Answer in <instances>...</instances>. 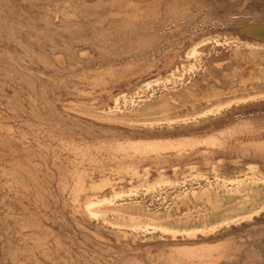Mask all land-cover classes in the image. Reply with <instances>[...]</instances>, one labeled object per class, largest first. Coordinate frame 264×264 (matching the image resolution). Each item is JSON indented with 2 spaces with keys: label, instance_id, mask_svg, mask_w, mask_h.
I'll use <instances>...</instances> for the list:
<instances>
[{
  "label": "bare ground",
  "instance_id": "6f19581e",
  "mask_svg": "<svg viewBox=\"0 0 264 264\" xmlns=\"http://www.w3.org/2000/svg\"><path fill=\"white\" fill-rule=\"evenodd\" d=\"M246 1L247 0H77L78 6L70 8L65 12L64 15L67 18H70L72 15L78 13V15H81L89 24L92 25V27L95 26V28H96L97 26H103L106 22H111V24H113L112 27H114L113 29H115L114 32L109 31L107 33L105 31V33H106L105 36L103 35L104 32L101 31L102 35L104 36V37L102 36L103 38L101 37V33L98 32V35L100 34V37L103 41L100 40L101 42L97 43V41L94 40L96 43L93 42L92 47L96 48L97 51L100 52L99 57H96V55H95L96 50L94 51L93 48H88V50H83V51L80 50L78 53L76 52L78 54V56H77L78 60H77L76 64L77 65H80V64L87 65L86 68L80 67L79 77H81V80H82L81 83H88L89 85L95 87V89L97 87H99V88L101 87V88H103V90H107V91L108 90H114V89H117V91H118V93L115 95L112 93L113 91L109 92V99L112 101L113 104L107 105L106 109L104 108L105 110H104V112H102L103 116L101 117L104 120V122L108 121V123H115V124H117V122H119V123H124L127 126L128 125L132 126L134 123H140L138 121L136 122V120L134 121V117L137 115L147 116V119L144 118L145 121H143V123L139 124V125L143 126L145 130L141 131V129H140V130H138L137 133L134 132V133H136L134 135H131L132 133L131 134H123V133H113V131H109L113 135L110 138L107 135L106 136L108 138L103 137V135L102 136L101 135H95L93 133H88V132L83 131V130L80 131V129H79V131H77V128H75L77 125L76 123H75L76 124L75 127L68 126V125H65V127L62 126L64 128L59 127L61 130L63 129L64 131L66 130L67 132H70V133L77 131L78 134L80 135V138L82 141H80L78 143H72L71 145H69L72 147L71 151L77 155V158L74 161H72V165L74 166V172H75V174L72 173V174H74V176L72 177L73 181H74L73 182L74 183V188H73L74 192H73L72 197L69 195L71 198H69V197L66 198L65 193H67L66 192L67 188H69V185H68L69 181L65 182L62 185V187H60L62 189L63 193H62L61 204H60V210L61 211L59 210L60 211L59 212L57 209V211L59 212L58 214H60L61 212L65 211L68 208H71V209H73L72 212H73L74 216L79 214L83 218H88L91 220L95 217L98 218L101 216L102 219L100 221L103 222L104 228L112 227L113 229H117L119 231H124V229L130 228L131 230L139 233V231L147 230L148 226H151V227H154V228H152L153 230L154 229H157V230L160 229L162 231L171 232V234L174 233L175 234L174 239L177 238V236H178L177 234H179V235L181 234L182 239H180V240L178 239V240H175L173 242H171L169 240L170 241L169 242V241L163 239L164 240V241L162 240L163 242H159V243H162L164 247L168 246L169 247L168 249L171 248L177 254V256L175 258L173 257L174 253H173V255L171 254L172 257L170 256L169 260H167L166 263L164 262L165 264H250L252 262H255V264H264V139L257 138L258 136H260L261 134L264 133V103L260 104L259 102H257L259 98L262 97V99H263L264 92L263 93L257 92L259 87L257 88L255 86H248L250 84H253V83H251L252 82L251 80H250V82L245 81L244 83L240 84L241 87H239V88L233 87V89H229V90H220V89L218 90L217 89V90L208 91L202 95H198L197 94L198 92L194 91L195 88L199 85L198 84L199 81L197 80V79H199V76L205 77L202 81L200 80V82H202V83L205 82L206 84L207 83L210 84V82H208V80L206 79V76L212 75L211 74L212 69L209 66L210 62H212V60H215L216 58L217 59L222 58L224 55L227 54V52H232V51L234 52L236 58H239L241 56L243 58V55H248L250 57H256L258 54L263 52L261 50L264 49V19L262 18V20H259V19L254 20L253 18H255V17H252V15H250L249 12H248L249 14L246 13L245 12ZM35 2H37V1H35ZM28 3H29V1H28ZM33 3H34V1H33ZM46 3H48V2H46ZM261 3H262L261 6H263V8H264V0L261 1ZM16 6H17V4H16ZM55 7H57V6H55ZM62 7H60V8H62ZM18 12H20V10ZM61 14H63V13H61ZM252 14H253V12H252ZM76 16H74V17H76ZM74 17L72 16V18H74ZM44 18H47V16H45ZM79 19H81V17ZM256 19H257V17H256ZM29 20H30V18H29ZM38 20H40V17ZM42 20L43 19H41L40 21H42ZM52 20H53V18H52ZM37 21H35V22H37ZM31 22H33L32 17H31ZM46 22H45V24H47ZM41 23H43V21ZM65 23H67V22H65ZM68 23H69V21H68ZM70 24H72V23H70ZM26 25L24 24V26H26ZM55 25H53V26H55ZM85 26H86V24H85ZM72 27H74V26H72ZM65 28L67 30L68 27H65ZM79 28H80V26H79ZM88 28H90V27H88ZM107 28H108V26H107ZM82 29L83 28H81V32H82ZM85 29H87V28H85ZM54 30L57 31V29H55V28H54ZM79 30L80 29H78V32L81 33ZM102 30H103V28H102ZM58 31L56 32L57 34L59 33ZM94 31H95V29H94ZM62 33H64V32H62ZM62 33H60V35ZM69 33H70V31H69ZM74 33H77V32H74ZM17 34H20V33H17ZM17 34H16V36H17ZM94 34H96V33H94ZM82 36H84V34ZM19 37H21V36L19 35ZM69 37H70V35H69ZM80 37H81V35H80ZM86 37L89 38L90 35L86 36ZM67 38L65 37V39H67ZM78 38H79V36H78ZM82 38L80 40H82ZM92 38H93V36H92ZM31 39H32V37H31ZM114 39L116 41L111 43ZM20 40H17V41L19 42ZM32 40H35V39H32ZM69 40H70V38H69ZM86 41L88 44L89 43L88 40H86ZM109 41H111V42L109 43ZM64 42H65V40H64ZM22 43H23V41H22ZM67 44H68V42H67ZM67 44H65V45H67ZM85 44H86V42H85ZM79 45H81V44H79ZM41 46L39 45L40 48H41ZM51 46H53V44ZM21 48H23V47H21ZM53 48H54V46H53ZM29 49H31V48H29ZM25 52L29 53V51H25ZM71 52H72L71 54H73V50ZM73 55H75V54H73ZM63 56H61V58ZM69 57L67 60H69ZM7 58L12 59L10 56L8 57V55H7ZM14 59H15V57H14ZM14 59H12V60H14ZM30 60L31 61L33 60L32 57ZM65 60L63 59V60H61V62L65 61ZM31 61H29V62H31ZM37 61H38V59H37ZM39 61H40V59H39ZM70 61H72V59H70ZM243 62L245 63V61H243ZM17 63H19V62H17ZM250 63L253 64V62H250ZM11 64H13L15 66L14 63H11ZM30 64H32V62ZM247 64H248V62H247ZM19 65H20V63H19ZM25 65H23V66H25ZM258 66L259 65L257 64V67ZM52 67H54V65ZM74 67H75V65H74ZM236 67H238V66H236ZM234 68H235V66H234ZM21 69H22V67H21ZM263 69H264V67H263ZM30 70H31V68H30ZM32 70H34V69H32ZM32 70H31V72H32ZM57 70H58V68H57ZM229 70H231V69H229ZM72 71H74V70H72ZM222 73H223V70H222ZM249 73H250V71H249ZM14 74H16V73H14ZM25 74L26 73H24V75ZM24 75H23V77H24ZM9 76H11V75H9ZM30 76H28V78ZM87 76H91V79H88ZM223 77H225V76H223ZM232 77H233V75H232ZM8 78H10V77H8ZM21 79H23V78H21ZM43 79H44V77H43ZM65 79H66V77H65ZM6 80H4V81H6ZM40 80L41 79H39V81ZM8 81H10V80L8 79ZM45 81H47V80H45ZM64 81H66V80H64ZM32 82H33V80H32ZM42 82H43V80H42ZM54 82H55V80H54ZM240 82H241V80H240ZM5 84H6V82H5ZM32 85H34V84H32ZM219 85H220V83H219ZM32 87L33 86H31V88ZM86 87H89V86H86ZM198 87H200V86H198ZM206 87H207V85H206ZM209 87H211V86H209ZM213 87H214V85H213ZM36 88H38V86ZM5 89H6V86H5ZM28 89L30 90V92L33 91V90L31 91L30 88H28ZM203 90H204V88H203ZM35 91H36V89H35ZM37 91H38V89H37ZM14 92H15V90H14ZM38 92H40V91H38ZM89 95H91V94H89ZM29 97L31 99V96H29ZM48 97H50V96L48 95ZM68 97H70V96L68 95ZM71 97H72V95H71ZM39 98H40V94H39ZM39 98H38V102L40 100ZM34 101H35V99H34ZM167 102H174L175 104L177 103V105L168 104ZM32 104H33V102H32ZM159 104H163V106L165 105L164 110L160 111L161 114H164V115L173 114L174 117H172V118L166 117L165 119H158V117L156 118L155 114H157V113H154V111L159 109L158 108ZM14 105L9 106V108H11V110L8 108L9 110L7 112L10 115H15L19 119L18 121H20V123H21V121H22V123H25L27 125L26 126L27 129H25L24 133L22 132L23 134L19 139L18 138L16 139V137H11L10 138L11 141H10V144H8V146L17 153L27 154V158H25L26 169L23 170L24 171V172H22L23 174L26 173L32 181H35V183L39 181V178L46 180L47 178L45 176H41V175H42V170H43L42 167L45 166L46 164H48V166H50L49 165V163H50L49 157L52 156L51 155V152H52L51 149L53 146H51L52 145L51 143H50L51 145H49V143L47 144L46 135L50 139L51 134L49 132H47L46 128L41 127V125H40V127L39 126L35 127L36 125L34 126L35 123L34 124L31 123L32 121H31L30 117L27 114L17 110L16 106H14ZM43 105H46V104H43ZM90 105H92V103ZM234 105H235L236 109L233 112H231L232 113L231 116H235V117H233L235 119L237 117L238 120H234V119L230 120L229 116L224 112L226 109L227 110L232 109ZM74 106H76V105H74ZM81 106H83V105H81ZM57 107H60V105H58ZM83 108H85V106ZM57 109H56V111H57ZM69 109H71V108H69ZM61 110H62V108H61ZM95 110H97V109L95 108ZM2 113L4 114L5 112H2ZM89 113H90V111H89ZM58 114L60 115V113H58ZM80 114H81V112H80ZM64 115H66V114H64ZM74 115H75V112H74ZM93 115H95V114H93ZM53 116H57V115H55V113H53ZM60 117H61V115H60ZM78 118H80V117H78ZM89 120H92V119H89ZM68 121L69 120H67L66 122H68ZM95 121H97V120H95ZM12 122H14V121H12ZM99 122H101V120ZM62 123L64 124V122H62V120H61L60 124H62ZM78 124H79V122H78ZM191 124H192V126H190ZM16 126H18V125L17 124L14 125V127H15L14 130L16 129ZM45 126H47V125H45ZM81 126H83V124ZM103 128H104V126H103ZM116 128L114 127V129H116ZM82 129H83V127H82ZM10 130H12V129H10ZM111 130H113V129H111ZM15 132H18V127H17V130L14 131V133ZM96 132H94V133H96ZM104 134H105V132H104ZM242 136H246L247 138H251L252 140L242 141L241 140ZM43 137L44 138L46 137L44 139L45 141L42 140ZM0 139H1V137H0ZM51 140H52V138H51ZM2 143L7 145L6 141H4V139L1 140V144ZM235 144L239 145V147H240L239 150H241L242 153H241V155L238 156L237 159H233L232 162L234 165L239 166L235 170H237V171L241 170V171H238L239 173L237 172V174L234 173L235 175H233V176H227L226 174H225V176L224 175L222 176V173H220L219 169L217 168V165L219 163H216V167H214V169H213L216 180L217 179L222 180L224 182V184H226V187H228L227 185H230L233 188L231 187V189L220 190V189H222V187L219 186V187H217L218 190L214 191L213 190L214 187H213L212 183H208L207 185L201 187L200 191H197L194 188L193 189H189V188L186 189V191L180 193L181 195H179V197H181V199L175 200V204L177 206L174 209L175 211L182 210L183 207H187L188 205L194 204L198 209L194 215L193 214L185 215L183 217H178V218L177 217L176 218L169 217V216L167 218H161L157 214L150 215V214L146 213L149 221H151V223L147 224V223H145V221L143 219H141V218H143L142 217L143 215L135 216V214L134 215L130 214L129 211H132L130 209V207L127 208L126 203H124L125 200H123V199L120 200V198L129 197L131 195L130 192L126 193L128 190L126 192L123 191V189H124L123 185L125 184L124 182L128 181L126 178L121 176V177H119L120 181H118V182L113 181L110 178H101V180L99 179L100 182L98 181V183L93 182V180H95L94 176H93L94 172L99 171L101 173L105 170L106 167H108L113 173H116L118 175H120V174L122 175L123 173H126L127 175H129L130 180H134L140 173L139 168L146 165V164H149L152 167L155 166L156 171L159 173L158 175H160L161 177H163V172H164V174H166L165 172L167 171L168 167H170V169H172L174 171V173L176 174L178 172V170L181 167H183V165H185V166L192 165V164L199 165V163H201L203 165L211 164L213 162L211 160L212 157L215 158L218 156H228L229 154H232L234 148L237 147V146L236 147L234 146ZM66 150H68V149H66ZM2 152H4V151H2ZM34 154H36L37 156L39 155V157L35 156ZM5 159H6V157H5ZM20 160H22V159H19V161L18 160L17 161L20 162ZM229 160H227V161H229ZM22 161H24V160H22ZM51 161H53V160H51ZM4 163H6V162H4ZM84 163H88L89 166H92V168L88 169L89 166L87 168H83L82 165H84ZM222 163H223V161H222ZM230 166L231 165H229V167ZM243 166L245 167V169H243V170L240 169ZM142 168H146V167H142ZM146 169H148V168H146ZM194 169H197V167ZM232 169H234V168H232ZM5 170H4V172L6 173ZM225 170H230V169L225 168ZM221 171H222V169H221ZM223 171H224V169H223ZM107 172H109V171H107ZM196 172H198V171H196ZM141 173H143V172H141ZM144 173H146V172H144ZM170 173H172V172H170ZM11 174L14 175V177H13L14 180L17 179V177H18V176L16 177L17 174L21 175V173L18 172V169L17 170L15 169L14 174L13 173H11ZM158 175H156V176H158ZM5 176H6V174H5ZM15 177H16V179H15ZM198 177L205 178L206 180L208 178V177H206L205 174H203L201 172L198 173ZM61 178H62V176H61ZM9 179H10V177H9ZM48 179H50V178H48ZM216 180H214V181L216 182ZM207 181H205V182H207ZM13 183L14 182H12V184ZM164 183H166V182H164ZM10 184H11V182H10ZM29 185L30 184H28V189L30 188ZM51 186H53V185H51ZM8 187H9V184H8ZM212 187H213V189H212ZM70 188H72V186ZM9 190H11V191L15 190L16 191V190H18V188L10 187ZM43 190H45V189H43ZM24 191H25V189H24ZM167 192H166V194H168ZM18 193H19V190H18ZM45 193H46V191H45ZM69 193H71V191ZM131 193H132V191H131ZM156 193H158V192H156ZM162 194H163V192H162ZM190 194H192L193 198H189ZM133 196H134V194H133ZM51 197H53V196H51ZM38 199H40V198H38ZM132 199H133V197H132ZM151 199H153V197ZM41 200H42V198H41ZM143 203H145V202L136 203V204H138L139 209H141L142 211H144V209H145V208H143L144 207L142 205ZM198 204H200V205H198ZM135 207L137 208V206H135ZM58 208H59V206H58ZM128 209H130V210H128ZM151 209H154V208H151ZM172 211H173V209H172ZM39 212H37V213H39ZM154 212H155V210H154ZM40 213H39V215H40ZM44 214L45 213H43L42 217L44 216ZM110 214L113 215V217L116 221H110L108 219ZM128 214H130L129 215L130 219L133 220L132 225L126 224L127 222L125 223L122 220V219L126 220L125 216ZM12 218H13V216H12ZM48 218L49 217H47V219ZM163 219L168 220V222L170 221V224H168L167 221L166 222L168 225H166V223L163 224V221H162ZM159 222L160 223L162 222V223L160 224ZM32 224L33 223H31L30 225L34 228V227H36L37 223L33 224V225ZM97 225H99V224H97ZM174 227H179V229L174 228ZM25 228H27V227L25 226ZM40 229L41 228H39V230ZM98 229H96V230H98ZM223 229H225L223 233L228 236L224 240L209 241L208 239H205L202 241L201 240L198 241L199 239L196 238L197 233H202L205 237H208L210 235L216 234L217 232H221ZM84 231L87 233L86 229ZM90 231H92V230L90 229ZM103 233H105V232H103ZM128 233H130V232H128ZM148 233H150V232H148ZM100 235H103V234H100ZM106 235H107V233H106ZM110 235H112V234H110ZM120 235H118V236H120ZM234 235H238L240 240L244 235H246L247 240L245 242H247V241L249 242L250 249H248L246 251H244V249H243L244 253L237 254L238 250H239L238 249L239 244H238V246L236 243L234 244L235 241L233 242V238H232ZM248 235H250V236H248ZM135 237H136V235L133 238H135ZM1 238H2V236H1ZM31 239H34L33 236ZM192 240H195V242H193ZM97 241H99V240L97 239ZM114 241H117V240H114ZM149 241H150V239H149ZM236 241H237V239H236ZM241 241H243V239ZM155 242H156V240H155ZM91 243L93 245V241ZM132 243L133 242H131V244ZM140 243H141V241H140ZM146 243H149V242H146ZM40 244H41L40 241L39 242L35 241L34 245L31 248L36 249V248L40 247ZM49 244H50V241H49ZM162 244H160V245H162ZM240 244H242V243H240ZM94 246H95V244H94ZM96 246H97V244H96ZM152 246L153 245H151V247ZM101 247L102 246H100V248ZM103 247H105V246H103ZM147 247L148 246H146V248ZM29 248H30V246H29ZM156 248L157 247H155V249ZM163 248H162V251H163ZM104 249H106V248H104ZM107 249L104 251L107 252ZM117 249H118V247H117ZM245 249H246V247H245ZM142 250L145 251L144 249H142ZM164 250H165V248H164ZM149 251H151V250L149 249ZM162 251H160V252H162ZM168 251H170V250H168ZM88 252H90V251H88ZM92 252L93 251H91V254H93ZM96 252H97V250H96ZM98 252H99V250H98ZM101 252L103 253L102 249L99 253H101ZM108 252H110V255H113L114 251L112 252V250H110ZM111 252H112V254H111ZM128 252H129V250H128ZM139 252H141V251H139ZM19 253H20V251H19ZM86 253L87 252H85V254ZM131 253H133V252H131ZM136 253L137 252H135V254ZM121 254H122V252H121ZM148 254H150V253H148ZM148 254H147V256L150 257V255H148ZM166 254H167V252L165 253V255ZM94 256L92 257V259L94 258ZM123 256H124V254H123ZM166 256L168 257V255H166ZM125 257L123 258L124 260H125ZM141 258H144V257H141ZM146 258L148 259V257H146ZM56 259H58V258H56ZM104 259H106V258H104ZM236 259L238 261H236ZM85 260H84V262H85ZM111 260H112V258H111ZM136 260H135V262L137 263L138 261H136ZM109 261L110 260H108V262ZM19 262H18V264H19ZM87 262H89V261H87ZM90 262H92V261H90ZM149 262H151V261H149ZM130 263H131V261H130ZM158 263H160V262H158ZM117 264H119V263H117ZM138 264H140V263H138ZM151 264H152V262H151Z\"/></svg>",
  "mask_w": 264,
  "mask_h": 264
},
{
  "label": "rangeland",
  "instance_id": "374dc122",
  "mask_svg": "<svg viewBox=\"0 0 264 264\" xmlns=\"http://www.w3.org/2000/svg\"><path fill=\"white\" fill-rule=\"evenodd\" d=\"M28 1H29V3H28ZM33 1H34V3H33ZM35 1H37V2H35ZM261 1H263V0H250V1L247 0L246 1L245 12L246 13L249 12L250 15H252V17H255V18H253L254 20H258V19L262 20V18L264 19V8H263V6H261V4H262ZM46 2H48V3H46ZM16 4H17V6H16ZM55 6H57V7H55ZM77 6H78L77 0H47V1L46 0H0V18H1L0 19V25H1L0 26V107L2 106L1 107L2 109L0 108V110H1L0 111V113H1L0 114V137H1V139H0V147H1L0 148V264H18L19 261H20L19 264H35V263L36 264H103V263L104 264H117V263H119V264H121V263L122 264H138V263L149 264L150 263L151 264V262H152V264H165L167 262V260H169L170 256L172 257L173 253H174V255H173L174 258L177 256V254L174 252V250H172L171 248L168 249L169 248L168 246L164 247L163 244L159 243V242H163L164 240H167V241L170 240L171 242L178 240V239L180 240V239H182L181 234L180 235L177 234L178 235L177 238L174 239L175 234L173 232H172L173 234H171V232L162 231L160 229H158V230L154 229L153 230L152 228H154V227H151V226H148L147 230L139 231V233L131 230L130 228L124 229V231H119L117 229H113L112 227L104 228L103 222L100 221L102 219L101 216L98 218L95 217L92 220L88 219V218H83L79 214L74 216L73 212H72L73 209H71V208H68L65 211L61 212L62 214L61 213L58 214L61 211L60 210V204H61V197H62V193H63L62 189L60 187H62V185L65 182L69 181L68 182L69 188H67V191H66L67 193H65L66 198L67 197L71 198L73 195V192H74V190H73V188H74L73 182L74 181H73L72 177L74 176L75 172H74V166L72 165V161H74L77 158V155L71 151L72 147L69 145H71L72 143H78V142L82 141L80 138V135L78 134L77 131H79V129H80V131L83 130V131H86L88 133H93L95 135H101V136L103 135V137L109 136V138L113 136L112 133L109 131H113V133H123V134H131L132 133L131 135H134L140 129H141V131L145 130L144 127L139 125V124L143 123V121H145V119H147V116L137 115L134 117V121L136 120V122L138 121L140 123H134L132 126L131 125L127 126L126 124L119 123V122H117V124L108 123V121L104 122V120L101 118L103 116L102 112H104V110L107 108V105L113 104L112 101L109 99V92L113 91L112 93L115 95L118 93V91H117V89L107 91V90H103V88H101V87L100 88L97 87L95 89V87L89 85L88 83H81L82 80H81V77H79V74H80L79 70H80V67L86 68L87 65H84V64L83 65L82 64L77 65L76 64L77 60H78L77 59V56H78L77 53L80 50L83 51V50H88V48H93L92 47L93 42L94 43H96L95 41H97V43L101 42L100 41V40H102L101 37L103 35L105 36V34H106L105 31L107 33L109 31L114 32L115 29H113L114 27H112L113 24H111V22H106L103 26H97L98 28L97 27L95 28V26L92 27V25L89 24L81 15H78V13L72 15L73 17L77 15L74 18H72V16L70 18H67L64 15L68 9L73 8V7H77ZM60 7H62V8H60ZM19 10H20V12H18ZM252 12H253V14H252ZM61 13H63V14H61ZM45 16H47L48 19L44 18ZM31 17H32L33 22H31ZM39 17H40V20L43 19L42 20L43 23H41L42 21L38 20ZM80 17L82 20L79 19ZM256 17H257V19H256ZM29 18H30V20H29ZM52 18H53V20H52ZM34 20L35 21L38 20V21L35 22ZM68 21H69V23H68ZM45 22L47 24H45ZM65 22H67V23H65ZM70 23H72V24H70ZM24 24L25 25L27 24V25L24 26ZM85 24H86V26H85ZM53 25H55V26H53ZM71 25L74 27H72ZM64 26L68 27L70 30L68 28L66 30V28ZM79 26H80V28H79ZM107 26L109 29L107 28ZM88 27H90V28H88ZM54 28L57 29V31L59 30L58 34L56 33L57 31L54 30ZM81 28H83L82 32H81ZM85 28H87V29H85ZM102 28H103V30H102ZM78 29H80L79 31L81 33L78 32ZM94 29L96 32L94 31ZM68 30L70 31V33ZM101 31L104 32L103 35H102ZM62 32H64L65 34ZM74 32H77V33H74ZM98 32L101 33V37H100V34L98 35ZM17 33H20V34H17ZM60 33H62V34L60 35ZM94 33H96V34H94ZM16 34L18 37L16 36ZM83 34H84V36H82ZM19 35L21 37H19ZM63 35L66 38L67 37L68 38L65 39V37ZM69 35H70V37H69ZM80 35H81V37H80ZM89 35H90L89 38L86 37ZM78 36H79V38H78ZM92 36H93V38H92ZM31 37H32V39H35V40H32ZM82 37L84 39L85 38L86 39L84 40ZM69 38H70V40H69ZM81 38H82V40H80ZM20 39L23 41V43ZM17 40H20V41L18 42ZM64 40H65V42H64ZM86 40H88V42H89L88 44H87ZM111 41H109V43ZM115 41L116 40L114 39L111 43H113ZM63 42L65 44H67V42H68V44L65 45ZM85 42H86V44H85ZM51 43L53 44L54 48H53V46H51L52 45ZM79 44H81V45H79ZM39 45L40 46L42 45L41 48L39 47ZM21 47H23V48H21ZM28 47L31 49H29ZM72 50H73V54H75V55L71 54ZM93 50L94 51L96 50L95 55H96V57H99L100 52L97 51L96 48H93ZM25 51H29V53L25 52ZM261 51H263V52L258 54L259 56L257 55L256 57H250L248 55H243V58H242V56L239 58H236L234 52L232 51V52H227V54L224 55L222 58H219V59L216 58L215 60H212V62H210V65H209L210 68L212 69V73H211L212 75L206 76V79L208 80V82H210V84L209 83L206 84L205 82H203V83L200 82V80L202 81L205 77L199 76V79H197V80L199 81L198 86H200V87L197 86L194 91L198 92L197 93L198 95H202L208 91L217 90V89L218 90L219 89L220 90H229V89H233V87L239 88V87H241L240 84L244 83L245 81L250 82V80H251L252 81L251 83H253V84H250L248 86H255L257 88L259 87L257 92L263 93L264 92V84H263L264 83V69H263V67H264V49H262ZM7 55H8V57L10 56L12 59H14V57H15V59L12 60L10 58H7ZM61 56H63V57L61 58ZM67 56L69 57V60H67L68 59ZM31 57L33 59L32 61L30 60ZM37 59H38V61H37ZM39 59H40V61H39ZM63 59L64 60L66 59V60L61 62V60H63ZM70 59H72V61H70ZM29 61H31L32 64H30L31 62H29ZM243 61H245V63ZM17 62H19L20 65ZM247 62H248V64H247ZM250 62H253L254 65ZM11 63H14L15 66ZM257 64L259 65L258 67H257ZM23 65H25L26 67ZM53 65H54V67H52ZM74 65H75V67H74ZM233 65L235 66V68ZM236 66H238V67H236ZM21 67H22V69H21ZM23 68L24 69L26 68V69L24 70ZM30 68H31V70L32 69H34V70H32V72H31ZM57 68H58V70H57ZM229 69H231L232 71ZM72 70H74V71H72ZM222 70H223V73H222ZM249 71H250V73H249ZM13 72L16 74H14ZM24 73H26V74L24 75ZM9 75H11V76H9ZM23 75H24V77H23ZM222 75L225 76L226 78L223 77ZM232 75H233V77H232ZM28 76H30L29 77L30 79L28 78ZM8 77H10V78H8ZM43 77H44V79H43ZM65 77H66V79H65ZM21 78H23V79H21ZM87 78L91 79V76H87ZM8 79L10 81H8ZM39 79H41V80L39 81ZM4 80H6V81H4ZM32 80H33V82H32ZM42 80H43V82H42ZM45 80H47V81H45ZM54 80L56 83L54 82ZM64 80H66V81H64ZM240 80H241V82H240ZM5 82H6V84H5ZM219 83H220V85H219ZM32 84H34V85H32ZM30 85L33 87L31 88ZM206 85L208 88L206 87ZM213 85H214V87H213ZM5 86H6L7 90L5 89ZM37 86H38V88H36ZM86 86H89V87H86ZM209 86H211V87H209ZM28 88H30L31 91L32 90L33 91L30 92V90ZM203 88H204V90H203ZM35 89H36V91H35ZM37 89L40 92H38ZM14 90H15V92H14ZM39 94H40V98H39ZM89 94H91V95H89ZM48 95L50 97H48ZM68 95L70 97H68ZM71 95H72V97H71ZM29 96H31V99ZM38 98L40 99L39 102H38ZM34 99H35V101H34ZM32 102L34 105L32 104ZM54 102L55 103L57 102V103L55 104ZM90 102L92 103V105H90L91 104ZM257 102H259L260 104L261 103L263 104L264 103V96H263V99H262V97L259 98ZM167 103L172 104V105L175 104L174 102H167ZM43 104H46V105H43ZM12 105L16 106L17 110H19L20 112L27 114L32 121L31 123H33V124L35 123L34 124V126L36 125L35 127H37V126L40 127V125H41V127L46 128L47 132H49L51 134L50 137L52 138L53 141L51 140V138L49 139L47 135H46V137L48 139L45 137L47 140L46 141L47 144L49 143V145L52 144L51 146H53L51 149V151H52L51 155L52 156L49 157V160H50L49 165L51 167L48 166V164H46L45 166L42 167L43 170H42L41 176H45L47 178L46 180L39 178V181L35 183V181H32L26 173L23 174L22 173V172H24L23 170L26 169L25 158H27V154L17 153L8 146V144H10V141H11L10 138L11 137H16V139L17 138L19 139L22 136V134L25 132V129H27V127H26L27 125L25 123H22V121L20 123V121H18L19 119L15 115H10L7 112L9 109L11 110V108H9V106H12ZM58 105H60V107H57ZM74 105H76V106H74ZM81 105H83V106H81ZM175 105H177V103ZM84 106H85V108H83ZM164 107H165V105L163 106V104H159V106H158L159 109L154 111V113H157V114H155V117L156 118L158 117V119H165L166 117H170V118L174 117L173 114H169V115L161 114L160 111L164 110ZM61 108H62V110H61ZM69 108H71V109H69ZM95 108L97 110H95ZM56 109H57V111H56ZM235 109H236V107L234 105L232 109H228V110L226 109L224 111L229 116L230 120H232V119L238 120L237 117L235 119V118H233L235 116H231L232 115L231 112H233ZM89 111H90V113H89ZM2 112H5V113L3 114ZM74 112H75V115H74ZM80 112H81V114H80ZM53 113H55V115H57V116H53ZM58 113H60L61 117ZM6 114L7 115L9 114L10 116L9 115L7 116ZM64 114H66V115H64ZM93 114H95V115H93ZM78 117H80V118H78ZM60 119L62 120V122H64V124L63 123L60 124V122H61ZM89 119H92V120H89ZM67 120H69V121L66 122ZM76 120L79 122V124ZM95 120H97V121H95ZM100 120H101V122H99ZM12 121H14V122H12ZM14 123L18 125V126H16V129H15V130H17V127H18V132H15V133H14V131H15L14 130V128H15ZM44 124L47 126H45ZM82 124H83V126H81ZM65 125L73 126V127H75V125H76L75 128H77V131L70 133V132H67L66 130H65L66 131L65 132L63 129L61 130L59 128V127L64 128ZM62 126H64V127H62ZM103 126H104V128H103ZM190 126H192V124ZM82 127H83V129H82ZM114 127L115 128L117 127V128L114 129ZM9 128L12 130H10ZM111 129H113V130H111ZM94 132H96V133H94ZM104 132H105V134H104ZM134 132H136V133H134ZM45 138L43 137L42 140L45 141L44 140ZM257 138L264 139V133L261 134L260 136H258ZM2 139H4V141H6L7 145H5L3 143L1 144ZM241 140L242 141H250L252 139L247 138L246 136H242ZM234 146L235 147L237 146V147L234 148L232 154H229L228 156H218L215 158L212 157L211 160L213 162L211 164L203 165V164L199 163V165H197V164H192V165H188V166L183 165V167H181L176 174L174 173V171L172 169H170V167H168L169 169L167 168V171L165 172L166 174H164V172H163V177H161L160 175H158L159 173L156 171L155 166L152 167L149 164H146L142 167H146L148 169L140 167L141 169L139 168V172H140L139 175L134 180H130L129 175H127L126 173H123L122 175L121 174L118 175L116 173H113L108 167H106L105 170L101 173L99 171L94 172L93 176H94L95 180H93V182L98 183V181L100 182L101 178H110L116 182L120 181L119 177H121V176L126 178L128 181L124 182L125 184L123 185V188H124L123 191L126 192L128 190L126 193L130 192L131 195L129 197L120 198V200H122V199L125 200L124 203H126L127 208L130 207V209L132 210V211H129L130 214H132V215L135 214V216L143 215L142 216L143 218H141V219H143L145 221V223H147V224L151 223V221H149L146 213L150 214V215L157 214L161 218H167L168 216L178 218V217H183L185 215H191V214L194 215L195 212L198 210L194 204L188 205L187 207H183L182 210L175 211L174 209L177 207L175 204V200L181 199V197H179V195H181L180 194L181 192L186 191V189H188V188L193 189L194 188L197 191H200V188L207 185L208 183H212V185L214 187V189H213V187H212V189L214 191L218 190L217 187H219V186L222 187V189H220V190L231 189L232 186L227 185L228 187H226V184H224V182L222 180H219V179L216 180L213 169H214V167H216V163H219L217 165V168L219 169L220 173H222V176L223 175L225 176V174L227 176H233V175L237 174L238 171H241V170H238V171L235 170L239 166L234 165L232 160L237 159L238 156L241 155L242 151L239 150L240 147L238 144H235ZM66 149H68V150H66ZM2 151H4V152H2ZM34 155L37 156L36 154H34ZM5 157H6V159H5ZM37 157H39V155ZM19 159H22L24 161L20 160V162H18ZM51 160H53V161H51ZM227 160H229V161H227ZM222 161H223V163H222ZM4 162H6V163H4ZM229 165H231V166L229 167ZM88 166H89L88 163H84V165H82L83 168H87ZM196 167H197V169H194ZM89 168H92V166H89L88 169ZM225 168L230 169V170H225ZM232 168H234V169H232ZM15 169L16 170L18 169V172L21 173V175L15 174L16 177L18 176L17 177L18 180L16 179V177H15L16 180H14V178H13L14 175L11 174V173L14 174ZM221 169H222V171H221ZM223 169H224V171H223ZM240 169L243 170V169H245V167L243 166ZM4 170L6 171V173L4 172ZM107 171H109V172H107ZM196 171H198V172H196ZM141 172H143V173H141ZM144 172H146V173H144ZM170 172H172V173H170ZM200 172L205 174L206 177H208L207 180L209 182L205 178L198 177V173H200ZM4 173L6 174V176ZM72 173H74V174H72ZM60 175L62 176V178ZM156 175H158V176H156ZM9 177H10V179H9ZM48 178H50V179H48ZM214 180H216V182ZM205 181H207V182H205ZM10 182H11V184H10ZM12 182H14V183L12 184ZM164 182H166V183H164ZM8 184H9V187H8ZM28 184H30L33 188L29 185L30 188L28 189ZM51 185H53V186H51ZM71 186H72V188H70ZM10 187L18 188L20 194L18 193V190H16V191L15 190H13V191L9 190ZM24 189L26 192L24 191ZM43 189H45V190H43ZM45 191H46V193H45ZM70 191H71V193H69ZM131 191H132V193H131ZM156 192H158V193H156ZM162 192H163V194H162ZM166 192L168 194H166ZM133 194H134V196H133ZM50 195L53 197H51ZM132 197H133V199H132ZM150 197L151 198L153 197V199H151ZM38 198H40V199H38ZM41 198H42V200H41ZM189 198H193L192 194L189 195ZM140 202L141 203L145 202L142 204L144 206L143 208H145L144 211L139 209L138 204H136V203H140ZM198 205H200V204H198ZM58 206H59V208H58ZM135 206H137V208ZM151 208H154V209H151ZM57 209H58V211L59 210L60 211L58 212ZM130 209H128V210H130ZM172 209H173V211H172ZM154 210H155V212H154ZM39 211L40 212L42 211V212L40 213ZM37 212H39L40 215ZM43 213H45V214L42 217ZM130 214L125 216L126 220H124V219H122V220L125 223L127 222L126 224L132 225L133 220L130 219V217H129ZM12 216H13V218H12ZM46 216L49 218L47 219ZM109 217H108V219L110 221H116L112 214H110ZM162 221H163V224H165V223H166V225L170 224V221L168 222V220L163 219ZM166 221L168 222V224ZM31 223H33V224L37 223L38 225L36 224V227L33 228L30 225ZM97 224H99V225H97ZM25 226L27 228H25ZM39 228H41V229L39 230ZM174 228L179 229V227H174ZM85 229H86L87 233L84 231ZM90 229L92 231H90ZM96 229H98V230H96ZM224 230L225 229H223L221 232H217L216 234L210 235L208 237H205L202 233H197L196 238L199 239V240L197 239L198 241H200V240L202 241L205 239H208L209 241L224 240L228 237L226 234L223 233ZM103 232H105V233H103ZM128 232H130V233H128ZM148 232H150V233H148ZM106 233H107V235H106ZM100 234H103V235H100ZM110 234H112V235H110ZM118 235H120V236H118ZM135 235H136V237L133 238ZM1 236H2V238H1ZM32 236L34 239H31ZM244 236L241 238V240L243 239V241L240 240L238 235H234L232 237L233 242L235 241L234 244L236 243L237 246L239 244L238 249L240 251L238 250L237 254L244 253V251L250 249L249 242L248 241L245 242L247 240V236L246 235H244ZM248 236H250V235H248ZM97 239L99 241H97ZM149 239H150V241H149ZM236 239H237V241H236ZM114 240H117V241H114ZM155 240H156V242H155ZM35 241H38V242L40 241V243H41L40 247H38L36 249H32L31 247L34 245ZM49 241H50V244H49ZM92 241H93V245L91 243ZM140 241H141V243H140ZM192 241L195 242V240H192ZM131 242H133V243L131 244ZM146 242H149V243H146ZM240 243H242V244H240ZM94 244H95V246H94ZM96 244H97V246H96ZM160 244H162V245H160ZM151 245H153L154 247L153 246L151 247ZM29 246L31 249L29 248ZM100 246H102V247L100 248ZM103 246H105V247H103ZM146 246H148L149 248L148 247L146 248ZM117 247H118V249H117ZM155 247H157V248L155 249ZM163 247L165 248L166 251L164 250ZM245 247H246V249H245ZM104 248H106V249L108 248L107 252L104 251V250H106ZM162 248H163V251H162ZM101 249L103 251V253L101 252L102 254L99 253L101 251ZM142 249H144L145 251L147 250V251L145 252ZM149 249L152 252L149 251ZM243 249H244V251H243ZM96 250H97V252H96ZM98 250H99V252H98ZM110 250H112V252L114 251L113 255H110V252H108ZM128 250L130 253L128 252ZM159 250L162 252H160ZM168 250H170L171 252ZM19 251H20V253H19ZM88 251H90V252H88ZM91 251H93L92 253L95 256L93 254H91ZM139 251H141V252H139ZM85 252H87V253L85 254ZM112 252H111V254H112ZM121 252H122V254H121ZM131 252H133L134 254ZM135 252H137V253L135 254ZM166 252H167L166 255H168V257L165 255ZM148 253H150V254H148ZM123 254H124V256H123ZM147 254L150 255V257L147 256ZM93 256H94V258L92 259ZM110 257L112 258V260ZM124 257H125V260L123 259ZM141 257H144V258H141ZM146 257H148V259ZM56 258H58V259H56ZM104 258H106V259H104ZM84 260H85V262H84ZM108 260H110V261L108 262ZM135 260L138 262L136 263ZM87 261H89V262H87ZM90 261H92V262H90ZM130 261H131V263H130ZM149 261H151V262H149ZM236 261H238V260L236 259ZM158 262H160V263H158ZM250 264H255V262H252Z\"/></svg>",
  "mask_w": 264,
  "mask_h": 264
}]
</instances>
